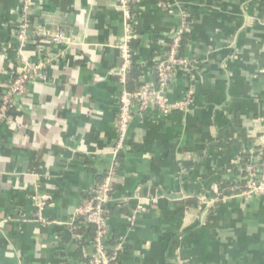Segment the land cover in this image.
Here are the masks:
<instances>
[{
  "label": "crops",
  "instance_id": "0c3cea01",
  "mask_svg": "<svg viewBox=\"0 0 264 264\" xmlns=\"http://www.w3.org/2000/svg\"><path fill=\"white\" fill-rule=\"evenodd\" d=\"M132 23L140 87L157 89L156 65L184 26L190 68L164 91L180 108L136 110L115 157L127 89L118 0H0V97L15 76L43 75L17 96L13 122L0 120V264H90L78 210L110 171L115 264H264V194L234 185L264 148V0H138Z\"/></svg>",
  "mask_w": 264,
  "mask_h": 264
},
{
  "label": "built area",
  "instance_id": "2783aa9c",
  "mask_svg": "<svg viewBox=\"0 0 264 264\" xmlns=\"http://www.w3.org/2000/svg\"><path fill=\"white\" fill-rule=\"evenodd\" d=\"M138 0H118L125 17V33L116 45L119 52L122 66L119 71V81L124 86L127 83V73L132 66L133 53L131 50V41L134 36L132 23L131 6L137 4ZM23 18L17 31V39L22 47L26 45L29 39L32 9L29 5H24L22 10ZM189 31L187 26L178 29L171 37V45L166 59L158 65L157 89L150 85L143 84L136 92H129L127 89L122 93L119 100V114L116 129V144L112 153L115 157L121 154L127 146L129 126L133 113L138 110L144 111L150 105L157 106L162 112L169 113L179 109V103H169L164 96V91L171 79L172 73L177 68L188 71L190 63L185 57L179 56L180 43L185 34ZM44 38L50 39L53 43H65L62 34L51 35L43 30L41 34ZM42 65L35 66L31 71L20 74L13 82L7 84L3 96L0 97V120L13 122L14 107L17 96H21L26 91L27 84L37 77H43L41 74ZM260 163H248L246 166V190L245 195L264 194V148L260 150ZM114 172L110 171L104 181L98 184L92 193L90 199L86 200L79 208L78 214L85 224L95 225L97 228L96 236L93 242V255L90 264H110L117 259L119 252L123 248V243L118 241L114 246L113 254L109 257L107 254L109 228L106 225L105 208L112 203V180ZM125 201V200H124ZM139 205V210L144 211V205ZM154 204L157 203L153 200ZM38 210L41 212L44 207L42 200H36Z\"/></svg>",
  "mask_w": 264,
  "mask_h": 264
},
{
  "label": "trees",
  "instance_id": "16d2710c",
  "mask_svg": "<svg viewBox=\"0 0 264 264\" xmlns=\"http://www.w3.org/2000/svg\"><path fill=\"white\" fill-rule=\"evenodd\" d=\"M136 5L137 4H133L131 6V13H132L133 17H134V14H135ZM185 35L183 36V38L181 40V43H180V48H179V56L180 57H184V47H185V42H186V36ZM170 45H171V41L169 42L168 52H169V49H170ZM158 65L159 64L156 65V73H155L157 79H158ZM17 77L18 76H15L14 78H12L9 83L13 82ZM126 79H127V83H126L127 90L129 92H131V93L136 92L140 88V85H139L140 69L138 68V66H131V68L128 70ZM246 166L247 165H245L244 168H243V174H242V177L239 179L238 184H234L235 186L238 187V189H240L242 191L246 190V183H247V181H246V176H247ZM105 177L106 176L102 177V181L100 183H102L104 181ZM108 210H109V207L107 206L105 208V212L108 211ZM78 223H79V225L81 223H83V224H81L80 227H78L75 230V232H77L79 234L82 233V232H89L90 233L89 235H90V239H91V244L93 246L94 238L96 236V231H97L96 226L95 225L85 224L81 217L78 218ZM111 233H112V231L109 229V237H108L109 249L107 250V254L109 255V257L112 256V254H113V250L112 249L116 245V243L114 241L115 239H111ZM84 241H85V238L78 239V242H80V243H84ZM115 262H116V260L111 261L110 264H115Z\"/></svg>",
  "mask_w": 264,
  "mask_h": 264
}]
</instances>
